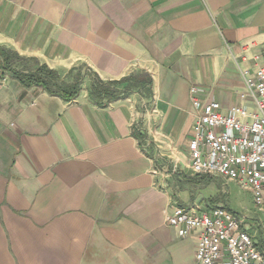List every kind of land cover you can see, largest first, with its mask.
Here are the masks:
<instances>
[{
    "label": "crops",
    "instance_id": "crops-1",
    "mask_svg": "<svg viewBox=\"0 0 264 264\" xmlns=\"http://www.w3.org/2000/svg\"><path fill=\"white\" fill-rule=\"evenodd\" d=\"M263 45L264 0H0L1 47L67 81L82 65L153 80L103 107L87 75L65 100L0 71V264H195L199 232L168 220L214 194L175 185L161 161L187 167L193 85L224 111L255 108L246 75ZM248 226L264 252V229Z\"/></svg>",
    "mask_w": 264,
    "mask_h": 264
},
{
    "label": "built area",
    "instance_id": "built-area-1",
    "mask_svg": "<svg viewBox=\"0 0 264 264\" xmlns=\"http://www.w3.org/2000/svg\"><path fill=\"white\" fill-rule=\"evenodd\" d=\"M246 85L254 98L253 110L240 106L224 111L218 101L199 97L202 88L191 87L197 116L186 165L196 175L238 183L264 212V66L247 73ZM168 222L182 237L199 232L195 264H264L247 216L225 205L192 211L175 204Z\"/></svg>",
    "mask_w": 264,
    "mask_h": 264
},
{
    "label": "trees",
    "instance_id": "trees-1",
    "mask_svg": "<svg viewBox=\"0 0 264 264\" xmlns=\"http://www.w3.org/2000/svg\"><path fill=\"white\" fill-rule=\"evenodd\" d=\"M23 64L18 68L17 63ZM0 71L10 72L23 86H41L49 93L65 100H74L81 90V84L87 75L91 79L90 98L100 106H107L111 101L123 98L134 90L146 89L151 92L153 80L149 74L132 73L121 79L104 80L87 65L72 67L66 76L36 58L25 57L13 49L0 46Z\"/></svg>",
    "mask_w": 264,
    "mask_h": 264
},
{
    "label": "rangeland",
    "instance_id": "rangeland-1",
    "mask_svg": "<svg viewBox=\"0 0 264 264\" xmlns=\"http://www.w3.org/2000/svg\"><path fill=\"white\" fill-rule=\"evenodd\" d=\"M17 66L18 68H22L23 64L18 62ZM5 73L13 77L10 72L6 71ZM165 158H167V160L161 161V166H163L162 170H164V173L168 174L172 173L173 169H176V174L173 173L169 176L170 181L178 182L175 183V185H182L189 181L199 183L201 186L205 185L208 189L205 188L200 191V198H209L210 195L214 194V197L209 200L213 206L218 204L228 206L236 212L247 215L250 222L256 227H259V231L264 229V212L258 209L255 205L253 198L251 197V193L243 189L238 183L227 181L219 176L202 174L196 175V177L189 171V169H187V167H185V165L181 163V161L176 163L168 157ZM209 189L213 190V193H211L212 191Z\"/></svg>",
    "mask_w": 264,
    "mask_h": 264
}]
</instances>
